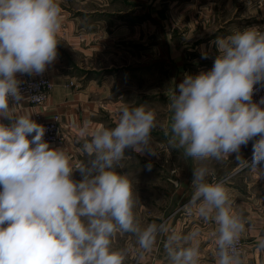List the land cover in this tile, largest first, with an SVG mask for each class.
<instances>
[{
  "label": "clouds",
  "instance_id": "clouds-1",
  "mask_svg": "<svg viewBox=\"0 0 264 264\" xmlns=\"http://www.w3.org/2000/svg\"><path fill=\"white\" fill-rule=\"evenodd\" d=\"M61 28L58 0H0V264H125L129 250L113 247L118 233L136 237L137 264L159 235L166 237L170 264H199V229L180 234L166 222L141 227L132 181L116 170L131 159L126 149L158 155L151 147L153 109L124 104L111 128L89 131L85 121L79 134L89 159L76 164L50 146L32 114H14L24 99L17 74H42L56 60ZM213 43L218 54L211 70L185 74L169 97V144L199 162L235 154L238 167L264 175V97L253 101L255 86L264 85V32L246 28ZM250 141L249 163L241 147ZM77 171L80 180L73 178ZM192 172L185 211L215 223V264H243L237 242L245 224L232 211L228 189L208 181L204 163Z\"/></svg>",
  "mask_w": 264,
  "mask_h": 264
},
{
  "label": "crops",
  "instance_id": "crops-1",
  "mask_svg": "<svg viewBox=\"0 0 264 264\" xmlns=\"http://www.w3.org/2000/svg\"><path fill=\"white\" fill-rule=\"evenodd\" d=\"M58 3L62 28L57 37L56 60L42 74H17L20 83L42 76L48 78L52 88L46 102L34 109L24 97L13 107L14 114L30 113L35 122L37 110L41 121L57 115L64 139L49 144L64 149L74 164L89 159L82 151L84 138L79 134L85 121L89 122V131L98 126L111 128L117 122L120 107L124 104L130 107L127 92L121 88L130 73L139 72L144 76L137 78L160 82L161 73H168L171 89L164 91L168 106L169 97L185 74L194 76L211 70L218 54L213 43L217 37L246 28L259 31L264 23V0H58ZM205 55L207 59L202 58ZM170 119L168 109L164 130L168 143ZM170 147L176 154H183L182 150ZM233 155L225 165L222 162L217 166L216 172H211L209 182L213 178L222 179L238 167ZM241 155L251 162L252 141L241 147ZM194 167L197 161L190 165L185 176H180L182 165H170L173 193L161 212L146 216L144 200L134 213L141 227L166 222L180 234L199 229V264H215L216 245L212 235L215 223L205 222L195 212L188 214L183 206L177 210V203L191 198L194 192ZM259 167L264 168V163ZM223 183L229 191L232 211L245 224L243 264H264V248L258 246L264 240V175L243 168ZM132 238L125 247L129 250L125 264H137L138 245L136 238ZM165 238L157 237L140 264H170L164 249Z\"/></svg>",
  "mask_w": 264,
  "mask_h": 264
},
{
  "label": "rangeland",
  "instance_id": "rangeland-1",
  "mask_svg": "<svg viewBox=\"0 0 264 264\" xmlns=\"http://www.w3.org/2000/svg\"><path fill=\"white\" fill-rule=\"evenodd\" d=\"M144 75L139 72L130 73L128 79L125 80L121 88L127 92V98H129L130 107H134L140 104H144L147 107L153 109L157 114V126L153 129L151 134V147L158 154L156 156L148 155L145 153L140 156L135 154L131 149H126L125 155L131 157V159L123 160L122 167H118L116 170L121 173H127L129 179L132 181L134 195L136 199L134 212L138 211V204L146 201V216H152L150 214H156L161 212V207L166 203L170 193H173V186L170 184L171 179L170 165L179 163L182 165V173L180 176H185L186 170L195 161L192 158H185L183 154H176L174 150H171L166 137L164 136L166 112L169 109L166 103V95L171 89V80L168 73H161L160 80L153 81L152 78H137ZM144 79V80H143ZM160 151V152H159ZM165 151V152H163ZM234 155L230 156L232 159ZM223 161V165L226 164ZM151 162L153 167L151 171L146 169L147 163ZM201 163L207 165L211 172H216L217 166L222 162L215 160H209L205 162L197 161V166ZM73 178L80 180L82 177L77 171L73 173ZM220 179H214L213 182L220 181ZM191 198L187 200L181 199L177 210L181 209ZM176 205V206H177ZM149 209V210H148ZM130 233L117 234L113 239V247L116 249H126L127 243L132 242L135 236ZM215 250V249H214ZM244 253V252H243Z\"/></svg>",
  "mask_w": 264,
  "mask_h": 264
},
{
  "label": "built area",
  "instance_id": "built-area-1",
  "mask_svg": "<svg viewBox=\"0 0 264 264\" xmlns=\"http://www.w3.org/2000/svg\"><path fill=\"white\" fill-rule=\"evenodd\" d=\"M259 32H264V23H262V25L260 26ZM72 84L73 82H70V85ZM19 86L23 97L26 98V100L31 105V107H33L34 109H38L41 105H43L46 102L48 94L52 88V83L48 78L42 76L20 83ZM262 97H264V85L258 84L255 86L253 101L259 102ZM35 119L38 124H41L46 128L44 139L48 143L61 142L64 139L59 131L57 115H54V117L51 120L41 121V113L37 110V112L35 113ZM241 169L243 168L240 167L234 168L230 173L222 177L220 181L222 182L227 181V179L234 176ZM244 245H245L244 237L243 235H241L240 239L237 242V246L241 251V254H243L244 252ZM215 252L216 249L214 250V253Z\"/></svg>",
  "mask_w": 264,
  "mask_h": 264
}]
</instances>
